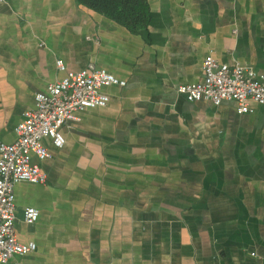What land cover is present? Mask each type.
Here are the masks:
<instances>
[{
	"label": "crops",
	"instance_id": "crops-1",
	"mask_svg": "<svg viewBox=\"0 0 264 264\" xmlns=\"http://www.w3.org/2000/svg\"><path fill=\"white\" fill-rule=\"evenodd\" d=\"M4 1L0 144L64 77L58 60L125 83L62 128V149L44 141L45 185H15L16 237L36 250L6 264H264V106L177 92L208 56L264 73V0H145L135 34L76 0Z\"/></svg>",
	"mask_w": 264,
	"mask_h": 264
},
{
	"label": "built area",
	"instance_id": "built-area-1",
	"mask_svg": "<svg viewBox=\"0 0 264 264\" xmlns=\"http://www.w3.org/2000/svg\"><path fill=\"white\" fill-rule=\"evenodd\" d=\"M56 67L64 77L35 96L34 109L23 114L14 130L16 140L0 144V264L36 250L34 243L22 244L16 237L14 188L19 183L46 184L47 176L34 163V159L42 162L50 158L44 141L49 140L54 148L62 149L65 145L62 128L79 122L80 114L86 110L107 106L110 98L104 89L125 86L94 63L78 72L66 71L60 60ZM202 69L203 83L177 88L178 94L188 102H209L214 106L233 102L238 114L249 113L250 102L264 106V73L239 65L219 64L212 56L205 58ZM38 215L36 209L26 208L24 224L33 225Z\"/></svg>",
	"mask_w": 264,
	"mask_h": 264
},
{
	"label": "trees",
	"instance_id": "trees-1",
	"mask_svg": "<svg viewBox=\"0 0 264 264\" xmlns=\"http://www.w3.org/2000/svg\"><path fill=\"white\" fill-rule=\"evenodd\" d=\"M76 2L102 15L131 33L146 28L148 8L145 0H76Z\"/></svg>",
	"mask_w": 264,
	"mask_h": 264
}]
</instances>
